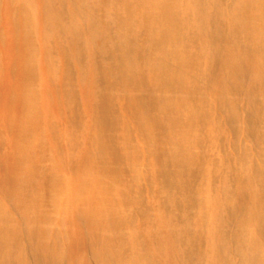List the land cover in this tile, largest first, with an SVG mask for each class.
<instances>
[{
  "label": "bare ground",
  "instance_id": "1",
  "mask_svg": "<svg viewBox=\"0 0 264 264\" xmlns=\"http://www.w3.org/2000/svg\"><path fill=\"white\" fill-rule=\"evenodd\" d=\"M0 264H264V0H0Z\"/></svg>",
  "mask_w": 264,
  "mask_h": 264
}]
</instances>
